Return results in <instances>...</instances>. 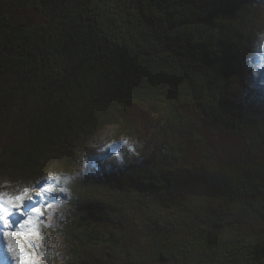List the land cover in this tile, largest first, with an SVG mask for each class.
<instances>
[{"label":"trees","instance_id":"16d2710c","mask_svg":"<svg viewBox=\"0 0 264 264\" xmlns=\"http://www.w3.org/2000/svg\"><path fill=\"white\" fill-rule=\"evenodd\" d=\"M263 20L264 0H0V173L59 172L63 264H264L220 235L264 219ZM107 126L129 144L66 174ZM192 201L180 237L154 218Z\"/></svg>","mask_w":264,"mask_h":264},{"label":"rangeland","instance_id":"374dc122","mask_svg":"<svg viewBox=\"0 0 264 264\" xmlns=\"http://www.w3.org/2000/svg\"><path fill=\"white\" fill-rule=\"evenodd\" d=\"M264 21V20H263ZM262 21L259 27V38L253 43V49L256 52H263L264 59V22ZM264 74V71H263ZM127 137L119 135L116 128L107 126L96 131L90 136H84L80 139L76 162H73L66 174L76 176L82 175L84 172V163L82 158L87 157L88 161L97 160L103 161L111 158L116 153L123 150L124 146L129 144ZM82 156V157H81ZM47 162L43 169L30 179L22 177H13L9 171L0 173V193L7 196H16L24 189H28V197L25 200L22 211L14 212L10 219L13 221L12 231L20 234L11 238L3 236V225L0 224V264H17V257L24 260V264H63V255L66 248L63 243V233L60 222L66 215V202L70 198V192L65 186L61 187L54 195L53 200L48 197V193L43 192L46 185H54L59 183V172L54 167L49 166ZM53 177V180H48V177ZM51 205V207H48ZM41 207L40 215H32V223L26 225L25 228H18V222L26 219L27 213L32 207ZM202 205L197 201L185 202L183 210L180 213H162L155 214L162 224L173 221L177 224L175 232L177 237H180L186 232L188 224L196 220V214H203ZM235 219H231L227 225L221 229V237L233 238L244 235L251 237L259 242H264V219L255 217L250 214L234 215ZM60 219V220H59ZM11 243L17 249V253L11 254L7 252V245ZM23 250V255H20V250ZM108 254L110 263H115L119 260L117 255H111L109 250H105ZM130 264H147L143 259L131 261ZM175 264H181L180 262Z\"/></svg>","mask_w":264,"mask_h":264},{"label":"snow or ice","instance_id":"6c2138e0","mask_svg":"<svg viewBox=\"0 0 264 264\" xmlns=\"http://www.w3.org/2000/svg\"><path fill=\"white\" fill-rule=\"evenodd\" d=\"M48 180H53V177H48ZM28 189H24L20 194L16 196H7L6 194L0 193V224L3 225V236L5 238H11L13 236H16L20 233L16 231H12L13 228V221L10 219L11 215L14 212H20L22 211L24 202L27 199H30L31 197H28ZM55 189L52 185H46L43 188V192L46 193H52ZM48 207H51V205H48ZM40 215L41 214V207H32L30 210L25 213L26 219L18 222V228L23 229L26 225H30L32 223V215ZM7 252L11 254H16L17 249L13 247L11 243H8L7 245ZM20 255H23V250H20ZM17 264H24V260L17 257Z\"/></svg>","mask_w":264,"mask_h":264}]
</instances>
